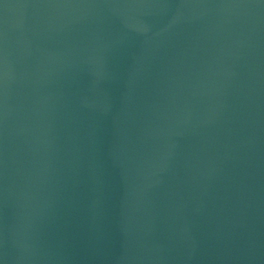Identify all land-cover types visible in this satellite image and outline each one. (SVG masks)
<instances>
[{
  "label": "water",
  "instance_id": "obj_1",
  "mask_svg": "<svg viewBox=\"0 0 264 264\" xmlns=\"http://www.w3.org/2000/svg\"><path fill=\"white\" fill-rule=\"evenodd\" d=\"M0 264H264V0H0Z\"/></svg>",
  "mask_w": 264,
  "mask_h": 264
}]
</instances>
